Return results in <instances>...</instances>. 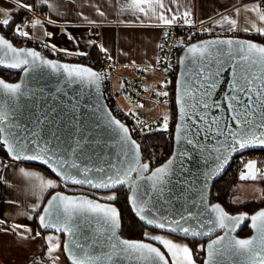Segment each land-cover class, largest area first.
Segmentation results:
<instances>
[{"label":"snow or ice","instance_id":"snow-or-ice-1","mask_svg":"<svg viewBox=\"0 0 264 264\" xmlns=\"http://www.w3.org/2000/svg\"><path fill=\"white\" fill-rule=\"evenodd\" d=\"M16 5L15 9L6 8L0 5V26L7 28L14 24L13 32L21 37H28L29 33L22 30V25L27 21L17 24L14 15L22 9L34 10V4L26 0H12ZM48 0H40L41 4H47ZM173 3L176 0H172ZM264 3V0H261ZM127 10L133 13L151 14L163 25H171L176 22L177 14L173 13L167 17L165 13L172 12L166 8L164 0H127ZM244 11L255 13L251 27L246 26L243 31H256L264 35V27L257 28L256 24L264 23V9L253 6L245 7ZM239 12V10H238ZM238 14V13H237ZM103 16L104 13L100 12ZM184 23L189 24L190 12L183 13ZM223 23L229 25V30H241L236 19L223 18ZM33 26L39 25V20L31 21ZM51 35V33H46ZM69 39H75L69 34ZM54 47V46H53ZM103 50V49H102ZM192 56V63L195 67L186 69V79H178L176 82V104L178 105L179 122L176 124L177 141H186L193 148L203 152L207 143L215 141L219 153L216 156L218 164L227 162L226 153L238 149L261 146L264 147V45L239 40V39H217L203 41L199 44H191L186 49ZM82 55L83 53H69ZM183 64V59L181 60ZM50 68L53 72H60L66 75L73 83L99 86L103 79L102 73H97L89 67L79 65L60 64L47 60L32 49H17L4 36L0 35V66L8 68L23 67L28 73L30 69L38 66ZM190 73V75H188ZM226 85L222 95L218 89ZM23 95L21 83H6L0 79V100L7 98L8 106L0 104V151L6 150V155L14 161H38L47 165L65 184L89 185L93 188L112 189L117 186H127L131 191L128 197L129 203L140 220L155 228L165 229L169 233H179L184 237L209 235L215 228L225 230L224 236H217L207 245H201L199 250L207 252V259L203 264H223V257L227 254L236 258L235 264H264V209L250 216L251 228L256 233L251 238L238 239L231 236L236 226L245 219V214L230 216L219 204L211 205V213L205 218L202 214H195L190 210H178L174 217L166 216L161 212L157 215L155 209L156 201L150 199L155 192L163 193L164 185L168 182L167 177L172 171L173 159H169L159 168L150 169L148 163H142L139 158V145L132 140L127 128L119 120L109 116L107 126L119 135L127 151L123 156L127 161L121 167L112 166L109 171L102 167L95 168L96 172L103 173L102 176L90 177L89 173L93 168L82 167L77 160L70 159L71 153H76L80 148V141H76V147H72L65 141L60 128L53 130L52 125L56 124V109L49 111L56 113L51 118V125L40 130L21 127L12 121L13 106L11 101ZM162 95L167 96L164 92ZM48 116V113H45ZM76 119V117H73ZM163 128H168L169 117H163ZM37 124L42 123L40 120ZM81 139H86L83 131ZM46 137V138H45ZM223 138V139H221ZM63 146V151L61 147ZM81 152L83 150L81 149ZM186 154V153H185ZM248 169H254V163L249 162ZM75 170V174L73 171ZM150 175L144 176V173ZM29 181H37L32 184V194L37 199L43 200V194L49 189H55L58 185L52 179H47L37 172L19 169ZM135 173V179L132 174ZM82 177V178H77ZM242 179L246 178L244 175ZM255 179V174L251 175ZM141 180L149 182L145 187ZM0 182L7 183L3 176ZM100 199L113 201L115 195H108ZM16 204V201H8ZM31 212L21 213L27 220L38 219L39 226L43 229H55L57 233H63L66 237L60 241L58 237L47 236V256L51 264H59L60 256H54L62 247L61 255L66 256L70 264H120L119 258L133 259L138 264H196L193 251L186 245L175 242L163 235H150L144 233L147 241L122 239L117 235L116 230L120 227V216L117 209L109 204H102L86 196H70L61 192L51 194L46 203H33L26 205ZM38 209H42L38 212ZM178 217V218H175ZM196 221L195 225L190 224ZM99 225L95 233L89 235L82 231V223ZM6 221L0 218V231H11L13 235L21 236L24 239L40 236L36 232L31 236L32 229L21 224H12L5 227ZM188 225V226H186ZM207 228V231L204 229ZM99 234V236L97 235ZM28 234V235H25ZM158 244L165 251H161ZM108 249V251H104ZM97 250L101 254L97 255ZM116 257V259H113ZM170 257V260H169Z\"/></svg>","mask_w":264,"mask_h":264},{"label":"crops","instance_id":"crops-1","mask_svg":"<svg viewBox=\"0 0 264 264\" xmlns=\"http://www.w3.org/2000/svg\"><path fill=\"white\" fill-rule=\"evenodd\" d=\"M26 2L34 4L35 7L33 11L27 9L19 11L24 12L22 20L27 21L22 25V30L29 33L28 37H22L23 41L27 43L35 40L32 42L38 46L46 48L49 52L67 54L70 60L86 57L98 59L109 55L114 62V90L117 92L116 102L121 110L123 104L130 102L122 91L120 81L123 77L136 78L141 88L154 98L163 93V84L160 74L156 71V64L160 42L168 25H163L156 17L127 10V0H48L47 4H41L40 0H26ZM164 3L166 8L172 9V12L165 13L169 18L176 13L177 17L181 16L185 19L183 13L189 11L188 19L191 20L189 24L204 36L256 33L254 30L243 31L246 22L247 26L251 27L255 17V13L244 9L253 6L264 9L261 0H176L175 3L172 0H164ZM0 5L10 9L16 8L12 0H0ZM100 12L104 15L101 16ZM35 13L36 15H33ZM29 14L32 15L28 16ZM225 16L236 19L241 30H229V25L222 22ZM33 20H39V25L33 26L31 23ZM94 25L100 26L98 35L90 33L89 28ZM256 27H264V23L258 22ZM69 34L75 39H69ZM77 52L83 54H69ZM154 98L148 101L160 108L162 104H157ZM21 168L25 171L37 172L47 179L54 180L58 185V181L51 174L38 166L7 160L5 166L0 167V176L7 181V183L0 182V218L5 219V227L16 223L31 228L30 237L35 236L36 232L41 233L40 236H35V239H24L13 235L11 231H0V264H46V257L51 263L47 256L45 237H58L60 241L63 239L58 233L43 232L40 227H36V219L27 220L21 213L35 215L30 207L25 206H30L34 202L44 203L47 194L53 189L43 194L45 197L43 200L37 199V195L32 194V184L38 182L29 181L20 174ZM8 201L17 203L10 204ZM37 211L40 212V209ZM2 239H5L6 243L12 240L11 242L19 248H13V252L9 253L3 248ZM31 246L34 248L33 252H30ZM61 252L62 247L53 255L60 256L59 264H65Z\"/></svg>","mask_w":264,"mask_h":264},{"label":"water","instance_id":"water-1","mask_svg":"<svg viewBox=\"0 0 264 264\" xmlns=\"http://www.w3.org/2000/svg\"><path fill=\"white\" fill-rule=\"evenodd\" d=\"M0 35L3 34L0 32ZM217 39H239L242 41L247 40L242 37L231 36V35L209 36L188 44L186 47H184V49L181 51L179 56V67H178L176 82L178 79L180 80L186 79V75H185L186 69H191L195 67V65H193L192 63V59H193L192 56L186 51L187 47H189L191 44H199L203 41H212ZM8 40L10 43L13 44L15 48L32 49L34 51L39 52L42 55V57L47 60L54 61L60 64L89 67L93 71L97 72L94 68L84 63L50 58L44 52L40 51L34 46H17L13 43L11 39ZM257 44L262 45L260 43ZM182 59L184 61L183 64L181 63ZM23 67L25 66H21L20 68L13 69V68H8L6 66H0L1 70L13 72V73H19V76L15 81L5 80L1 76L0 79H3L6 83L22 84L23 95H20L11 101V105L13 106V113H14L13 115H11V119L14 123L19 124L21 127H25L29 129H38L40 130L41 136H43L44 135L43 129L51 125L52 116L56 115V113H59V115H56V124L52 125V128L53 130L55 128H60L61 130L60 134L62 138L65 141H67L68 144H71L72 147H76L77 140L80 141V148L77 149L76 153H71V151L69 150V157L70 159L76 160L77 156H80V159L77 160V163H80L82 167L88 166L93 168V171L89 173L90 177L98 178L103 175V173H99L95 171V168L97 167H102L107 172L111 169L112 166L121 167L122 165L127 163V161L123 156V152L127 151V147L123 145V142L120 140L119 135H117L115 131H113L111 128H108L107 126L109 116H111L116 120L119 119L113 114L112 110L107 105V102L104 97L102 80L99 82L98 87L95 85L89 86L86 84L70 82L67 79L66 75L63 73V70H61L60 72H53L50 68L41 65L35 69H30L28 73H25L23 71ZM188 75H190V73H188ZM176 87H175V101H176ZM225 89H226V85H222V88L218 89V94L222 95V92ZM0 104H4L7 107L8 106L7 98L5 97L4 100H0ZM52 108L56 109V113H52L49 111ZM175 109H176V123H175L174 137H173L172 152L169 155V157L161 164L152 168L151 165L144 160L140 145L133 138L131 132H129L131 139L136 141L137 145H139L140 161L142 163H148L150 169L154 170L156 168H159L161 165L165 164L169 159L174 160V163L172 165V171L167 177L168 182L163 186L164 187L163 193L155 192L150 198L156 201L155 209L158 210L157 215L163 212V214L166 216L174 217L175 213L178 210L187 209L195 214H202L201 218H205L209 215H212L210 211L211 205L219 204L223 208V210L226 213H228L230 216H238L240 214H245V219L241 221L238 226H236L235 231L231 232L230 235L235 236L238 239L251 238L256 233L250 226L251 220L249 219V217L262 209L257 210L252 214L246 212L231 213L228 210H226L220 203L211 201V190L216 180L221 178L227 172L234 157L249 151H256V150L264 151V147L261 146L249 147L245 149H238L235 152L229 150L226 153L227 162L220 165L216 161V156L219 155V153L215 151V148L218 147L215 141L205 142L207 143V147L203 152H201V150L198 148H193L192 146L188 145L186 141L183 140L177 141L176 124L179 122V112H178V105L176 104V102H175ZM45 113H48L47 117L45 116ZM74 116L76 117V119L73 118ZM37 120H40L42 123L37 124L36 123ZM125 126L128 128L127 125ZM77 128L83 131L86 139H81V132H78L76 130ZM81 149L83 150V152H81ZM63 150L64 149L62 146L61 151ZM4 153L6 154V150H4ZM16 161L23 164L34 165L43 168L46 171H48L62 185L68 186L70 188L86 189L99 193L111 192V191L114 192L119 189L124 190L126 192L127 202L133 216L148 230L166 233L184 240L204 242L203 245H207V243H209L211 240L216 239L217 236L225 235V230L220 228H215L214 231L209 233V235H201L195 237L193 236L184 237L182 234L179 233H169L165 229L155 228L154 226L148 225L144 221L140 220L139 216L134 211L133 206L128 201V197L132 193L129 187L127 186H117L116 188L106 189V188H93L87 184L85 185H78V184L74 185L71 183L65 184L59 177L56 176L55 173L51 171V169L47 165L41 164L38 161H23V160H16ZM72 171L73 174H75V170ZM147 175H150V172L144 173V176ZM77 178H82V177H77ZM132 178L135 179V173L132 174ZM139 183H141L145 187L150 186L149 182L145 180H141ZM56 192H61L65 195H70V196H86L87 198L96 200L99 203L109 204L115 207L120 216V227L116 230V233L122 239H128L121 236V229H122L121 213L119 208L115 204L107 201H102L96 198H92L84 194H72V193H67L63 190H59ZM52 194H55V192ZM48 198H50V196ZM46 202L47 200L45 201V203ZM190 224L195 225L196 221H191ZM245 226H247V228L250 230V234L247 236H239L240 231ZM98 227L99 225H96L95 223H92L91 225H89L87 222L82 223V231L85 234L91 235L95 233V229ZM40 229L43 232L57 233L55 229H43L41 227ZM204 230L207 231V228H205ZM58 234H63V233H58ZM97 235L99 236L98 233ZM65 238L66 237L64 236L63 240ZM128 240L150 242L145 239H128ZM155 246L159 247L157 244H155ZM104 251H108V249H104ZM161 251L163 250L161 249ZM96 254L99 255L101 253L99 250H97ZM64 258L66 262L70 264L66 256H64ZM113 259H116V257H114ZM205 259H207L206 250L203 251L201 264H203ZM222 259H223V264H235L236 262L235 257H232L227 254ZM119 261L120 264H138L137 261L133 259H127L124 257H120ZM106 264H111V262L110 261L106 262Z\"/></svg>","mask_w":264,"mask_h":264},{"label":"built area","instance_id":"built-area-1","mask_svg":"<svg viewBox=\"0 0 264 264\" xmlns=\"http://www.w3.org/2000/svg\"><path fill=\"white\" fill-rule=\"evenodd\" d=\"M262 6L264 8V3H262ZM31 15L32 14H29L28 16ZM33 15H36V13ZM89 30L91 34L98 35L100 32V26H90ZM230 35L242 37L264 45V35H261L258 32L249 35ZM206 37L207 36H204L193 25L185 24L184 18L181 16L177 17L175 23L166 27V31L160 42L156 71L161 76L163 93L167 92V96L161 94L154 98L153 95L141 88L136 78L123 77L120 81L123 93L127 95L132 104H142L152 98H154L155 102L159 105L167 104L169 107V126L165 130L157 129V127L163 122V117L160 113L153 118L142 119L132 111H123L119 108L116 102L117 92L114 90L113 83V76L115 74L113 69L114 62L109 55H104L98 59H92L89 57L84 58L85 64L94 68L98 73L103 74V91L107 105L112 110L114 115L122 123L128 126L133 138L137 141L141 148L143 146L146 147L147 135L149 133L155 131H163L165 133V148L155 152L151 149V147H149L146 149L145 157L143 155L144 160L147 161L151 167H155L164 162L172 152L176 123L175 87L180 53L188 44ZM11 38H16L19 41L26 43L23 41L24 39L22 37L15 35L14 32L11 33ZM32 41L29 43L38 47L44 53L52 54L53 58L64 61L69 60V56L67 54L60 52H49L46 50V48L38 46V44L33 43ZM249 162H253L255 164L254 169L250 170L246 167ZM4 166L5 160L2 156H0V167ZM228 170H230L228 176L233 178L235 182L245 181L250 177V174L253 170L257 172V175L264 176V151H249L234 157ZM242 175H244L246 178L242 179Z\"/></svg>","mask_w":264,"mask_h":264},{"label":"trees","instance_id":"trees-1","mask_svg":"<svg viewBox=\"0 0 264 264\" xmlns=\"http://www.w3.org/2000/svg\"><path fill=\"white\" fill-rule=\"evenodd\" d=\"M24 16V12H19L14 16L15 23H19L22 20V17ZM15 25H9L7 28H4L0 26V32L8 39H11L13 43L17 46H32L31 43H22L21 41L11 38V32ZM38 48V47H36ZM39 49V48H38ZM47 56L50 58H53L52 54L46 53ZM78 62L84 63V59H78ZM0 76L3 77L5 80L8 81H15L17 80L19 73H13L5 70L0 69ZM166 145V137L165 133L163 131H155L152 133H149L147 135V145L146 147L143 146L141 148L142 154L146 155V149L151 147L152 150L155 152L160 151L161 149H164ZM0 156H7L4 151H0ZM45 170V169H44ZM228 170L221 178L216 180V182L213 184L212 190H211V201L220 203L226 210H228L231 213H238V212H246V213H254L257 210L264 209V200L261 201H246L242 203H234L232 202L231 198L235 193L236 189V183L233 178H230L228 176L229 174ZM48 172V171H47ZM49 173V172H48ZM50 174V173H49ZM250 180V178H249ZM264 184V179L260 180ZM64 190V185H62L60 182H58V186L50 191L47 196V198L54 192ZM116 193V199L113 201H109L113 204H115L121 213V220H122V229H121V236L128 238V239H143V231L146 229L138 220L135 219L133 216L128 202H127V196L126 192L122 189H119L117 191H114ZM44 201V203H45ZM41 211V209H40ZM36 227H39L37 219L35 220ZM250 234V230L245 226L239 233V236H247ZM60 237L63 239L64 235L59 234ZM194 242V243H193ZM155 243V242H154ZM190 249L194 253L195 260H199V264H201V259H198L196 254V249L198 245V241H191L190 240ZM202 242H200L201 244ZM204 243V242H203ZM158 245V244H157ZM160 248L161 246L158 245ZM196 246V247H195ZM162 249V248H161ZM163 250V249H162ZM164 251V250H163ZM203 254V251H202ZM46 264H51L47 257L45 258Z\"/></svg>","mask_w":264,"mask_h":264},{"label":"rangeland","instance_id":"rangeland-1","mask_svg":"<svg viewBox=\"0 0 264 264\" xmlns=\"http://www.w3.org/2000/svg\"><path fill=\"white\" fill-rule=\"evenodd\" d=\"M27 43H29V42H27ZM122 109L126 110V111H133V113H135L137 116L141 117L142 119L155 117L159 113V110H160L162 117H164L165 115H167L169 117V107L167 106V104H162L159 108L157 105H155L151 101H146L145 103L136 104V105L128 102V104H126V103L123 104ZM163 123H164V121L157 127L158 130H165L163 128ZM3 159L5 161H7V160L8 161H14L13 159H11L8 156H3ZM254 166H255V164H254ZM253 172L255 174V179L250 178L251 175L253 174ZM250 177H249L250 180H249V178H247L243 182H235L236 183V189H235L234 195L231 198L232 202L242 203V202H246V201H250V200H253V201L264 200V184L260 181L261 179L264 178V176H257L256 172L253 170L252 173L250 174ZM71 189L68 186H64L63 191L69 193V190H71ZM72 190H74V189H72ZM108 195H115L116 196V193L111 191V192H104V193H97L96 194V196L99 199L101 197H106ZM100 200L104 201L103 199H100ZM105 201H107V200H105ZM107 202H109V201H107ZM145 232H148L150 235H163L169 239L174 240L175 242H178L181 244H186L189 248L191 245L190 240H184V239H181V238H178V237L166 234V233H161V232L148 230V229H145L143 231V237H144L143 239H145V240H146V238L144 236ZM11 241H9V243H6L5 239H2V242H4L3 248L6 251L8 250L9 253L13 252V250H12L13 248H15V249L19 248L18 246L13 244ZM201 245H203V242L201 244L199 242L197 245V249H196L197 250L196 254H197L198 259H201L203 256L202 251L199 250ZM161 248L163 249L162 246H161ZM33 250H34V248L31 246L30 252H33ZM14 251H17V250H14ZM169 260H170V257H169ZM195 261H196V264L200 263L199 260H195ZM64 262H65V264H68L66 261H64Z\"/></svg>","mask_w":264,"mask_h":264},{"label":"flooded vegetation","instance_id":"flooded-vegetation-1","mask_svg":"<svg viewBox=\"0 0 264 264\" xmlns=\"http://www.w3.org/2000/svg\"><path fill=\"white\" fill-rule=\"evenodd\" d=\"M71 189V188H70ZM74 189V190H72ZM71 190H69V193H72V194H84V195H88L92 198H96V199H99L96 194L99 193V192H94V191H90V190H86V189H80V188H72ZM100 200V199H99ZM105 201V200H104ZM65 259V258H64ZM202 260V259H201ZM66 261V260H65ZM202 263V261H201Z\"/></svg>","mask_w":264,"mask_h":264}]
</instances>
